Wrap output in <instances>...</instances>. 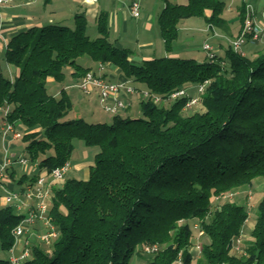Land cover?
<instances>
[{"label": "trees", "instance_id": "obj_1", "mask_svg": "<svg viewBox=\"0 0 264 264\" xmlns=\"http://www.w3.org/2000/svg\"><path fill=\"white\" fill-rule=\"evenodd\" d=\"M226 6L223 0L167 3L158 22L169 55L140 63L112 41L105 11L96 16L95 39L87 35L85 12L74 14L73 27L44 24L9 39L5 58L19 74L12 80L0 73V106L10 105V121L28 129L29 161L51 172L71 160L74 141L97 148L88 179L66 177L52 188L50 217L59 231L52 252L36 244L23 264H130L135 255L145 264H264V198L243 254L233 247L250 218L248 206L215 201L264 178V43L249 35L243 47L258 46L249 52L227 41L205 61L170 56L183 20L202 18L233 38ZM246 17L243 2L235 38ZM100 63L117 67L137 93L162 101L142 98V117L69 119L74 104L66 87L51 93L48 79L64 84L70 70L76 84ZM182 89L187 96L171 99ZM198 96L205 111L184 115ZM23 217L14 206L0 208L2 251L15 245L13 230ZM196 221L208 239L198 256L192 251ZM155 245L157 251L146 252ZM0 264L9 258L0 257Z\"/></svg>", "mask_w": 264, "mask_h": 264}, {"label": "rangeland", "instance_id": "obj_2", "mask_svg": "<svg viewBox=\"0 0 264 264\" xmlns=\"http://www.w3.org/2000/svg\"><path fill=\"white\" fill-rule=\"evenodd\" d=\"M75 1L77 2H81V0H68V7L66 8V10L63 12V14H60L57 12L56 14V8L58 4L55 3H47L45 0H35L34 2H31V4H37L36 5H32V7H26L27 9L33 8V7H44V21L45 24H55V25H66L69 27H73L74 26V15H72L76 9H77V5L75 3ZM140 3H147L145 2V0H139ZM153 1V0H152ZM156 4L160 3V6L163 5V3H188L189 0H155ZM169 1V2H168ZM224 2H226V9H225V13L224 16L227 17V20L229 22H232L234 24V28L237 30L238 27H240V21H239V7L242 5L243 2H247V7L248 6H252L253 10H257V6H255V0H223ZM248 1H252V3H248ZM83 3V1H82ZM141 3V4H142ZM86 4V3H84ZM229 4H233L232 7ZM89 5V4H87ZM94 6L97 7L96 5H89L88 9ZM231 7V8H230ZM116 11L119 13L120 16V29L119 31H116L115 29H111V39L112 41H116V39H120L118 43H123L124 45H128L129 47H131L134 51V53L137 55L140 52V47H139V43L141 42H146L148 39H152L156 45H157V51H156V55L155 57H162L165 56V47L163 46V41H162V37L160 35V30L158 29V25H156V28L152 31V32H147L144 30L143 27V21H144V11L141 14L140 18H135L132 16L131 14V10L129 7V4L127 2V0H119L118 5H116ZM88 20H89V24H88V28H87V35L92 38L95 39L97 37H99V33L97 31V27H96V18L94 17V15L91 13V11L88 12ZM264 16V15H263ZM49 18L52 19V22H49ZM62 18V19H61ZM123 19H125L126 21H123ZM158 22V16L156 15L154 18V23L157 24ZM199 24V25H198ZM191 25H195V28H191ZM197 25V26H196ZM190 27V29H189ZM207 29V31H205L204 29ZM210 26H208V24L205 23L204 19L202 18H190V20H185L184 22L181 21L180 25H179V37L174 41L173 44V48L176 49V51L179 53V57L182 58H193L196 59L197 61H205L207 60L206 55H207V51L204 49V45L208 42L211 44H215L217 43L216 41L218 40V37H220L219 34H222L219 30H210L209 31ZM229 36V35H228ZM138 37L140 38V40H137ZM224 37V36H223ZM236 36H234L233 38H229L230 42L232 43L233 40H235ZM225 41V39H224ZM224 45L227 44V40L226 43H223ZM261 45V43H260ZM263 46V45H262ZM252 47V45H245L243 47V49L247 52H249V48ZM258 46H253V50L257 49ZM79 62L81 64H85L86 60L84 59H80ZM10 63H8L6 61L5 58V52L1 51L0 52V73H2L3 76L9 77L11 76V67H10ZM105 71L110 72V70L106 67ZM67 72V78L64 84L55 81L54 79L50 78L47 81V87L49 89V92L51 93H56L57 91H60L62 89V86H66L69 83L74 82L72 79V75H71V71L70 70H66ZM68 94L70 95L72 102L74 104V109L73 111L70 113L69 115V119L70 118H84L86 121L88 122H97V121H105L108 120L110 121L112 119V116L107 114L103 108L101 107V105L99 107H96L97 105L95 103H93V106L96 107L94 110H90L89 105L87 104V100L85 98V96H92L94 94H97L96 92L91 93V94H84L82 91L78 90V89H68ZM193 94H196V90H192L191 91ZM198 93L195 95L197 96ZM199 98V97H198ZM200 99V98H199ZM132 107H130V111L128 112L132 117H142L143 113H142V106H141V101H142V93H136L134 96H132ZM161 105H164L165 103H160ZM128 109V110H129ZM203 112L205 111L204 106L202 105L201 99L198 101V103L192 107L189 108V110H186L185 112H183L184 115H189L192 114L194 112ZM126 112V111H125ZM124 112V113H125ZM93 115V116H92ZM1 124H2V117L0 115V152L3 153V156L6 152L5 149H3V142H2V135H1ZM22 125V124H21ZM24 127V126H22ZM24 134L25 132H27V128L24 127ZM20 146H24L25 143L22 139V141H19ZM15 142H13L14 144ZM74 145H75V149L73 152V156L74 155H83L84 152L79 149L82 147L86 148V150L90 153V155L88 156V159H92V163H94L95 157H96V153H97V148L96 147H87L82 141H74ZM17 148L15 151H11L12 155H18V153H21L22 148ZM75 157V156H74ZM17 167V166H16ZM85 170H86V174H85ZM82 173L78 174L76 177L79 179H88L89 177V170L90 167H86ZM67 175L73 177V174L67 173ZM52 180V177L48 178V181ZM63 183V181H55V183H52V187H58L60 186V184ZM249 192L252 193L251 197H249ZM32 198V197H31ZM29 199L30 201H32V199ZM264 198V178H257L255 179L253 185L251 186H245L241 189L240 192L236 193L231 199L229 200H234L237 201L239 203L245 204L246 206H248L249 212H250V218L248 220V222L246 223L245 227H244V241L247 240V238H250V234L252 229L254 228L255 225V221H256V217H257V210H258V206L260 204V202L263 200ZM225 200V199H224ZM39 202H36V207L38 206ZM216 203V202H215ZM218 204V203H216ZM40 224V225H44L45 223L42 219H37V221L35 222V224L32 223H27L26 224V228L29 230L33 229L35 225ZM194 227V239L195 242H197V244H199L200 246H202V243L206 242L208 239L207 237L202 233L201 229H200V224L198 221H196L193 225ZM247 233V234H246ZM24 238H21V240H23ZM40 239V238H39ZM42 242V241H41ZM196 244V245H197ZM195 245L194 248H192V251L198 256L200 255L201 252V248H196L197 246ZM43 247V246H42ZM51 248V247H50ZM44 249H46L44 247ZM47 250V249H46ZM49 253L52 252L51 250H47ZM0 257L2 258H7L8 254L7 252L2 251L0 254ZM130 264H145V260L142 257H139L138 255H135L131 261ZM193 264H196V260L193 262Z\"/></svg>", "mask_w": 264, "mask_h": 264}, {"label": "built area", "instance_id": "obj_3", "mask_svg": "<svg viewBox=\"0 0 264 264\" xmlns=\"http://www.w3.org/2000/svg\"><path fill=\"white\" fill-rule=\"evenodd\" d=\"M35 0H29V3ZM84 3L89 5H96L99 0H82ZM15 0H0V24L2 21L3 8L9 4L14 3ZM131 14L135 18H140L142 14V6L139 0H134L129 5ZM264 15V12H263ZM251 35V41H260L264 43V21L258 22L256 20V11L252 9V6L247 7V17L244 28L240 35L232 41V45L235 51L241 50L247 38ZM204 49L207 51L210 58H214V46L211 43H206ZM106 66L103 63L98 64L97 68L89 71L78 83L75 84L84 94H91L96 92L99 100V104L103 110L111 115L115 116L123 114L132 106V96L137 93V90L130 81H112L107 77L105 71ZM205 85L199 87V93H203ZM187 90L182 89L174 92L171 95V99L178 98L180 96H187ZM200 98V96H198ZM198 97L192 98L187 103L186 108H190L198 103L200 100ZM142 98L145 100H154L155 102H161L162 99L149 92H142ZM11 106L5 105L0 106V115L2 117L1 132L2 138L5 143L11 141H19L23 139L24 127L19 122H11L9 119L11 113ZM20 163L21 165H27L31 163L26 156L12 155L6 150L3 161L0 166V192L7 191L6 202L13 205L17 212L28 205V200L33 196L34 189L28 190L27 192H15L8 190L6 187L7 176L6 172L9 170L12 164ZM71 168L70 162L66 163L62 167L56 168L51 172L46 171L42 173L37 179V190L41 198L40 203L37 207L29 212L27 215H23V219L18 226L13 230L15 236V245L10 250L9 264H23L32 257V248L26 241L20 252H16V246L21 238H24L28 229L26 228L27 223L34 224L37 219H42L46 226V231L39 235L40 240L52 246L53 242L58 238L59 231L53 224L50 217V200L52 196V183L55 181H64L68 171ZM52 177V180L47 178ZM238 192H225L215 197L216 202L229 201ZM252 193L249 192V197ZM225 199V200H224ZM203 233V232H202ZM244 233H242L235 241L233 252L236 254L244 253ZM201 248L198 244L196 248ZM158 246L146 247V252L157 251ZM227 264V263H224Z\"/></svg>", "mask_w": 264, "mask_h": 264}, {"label": "crops", "instance_id": "obj_4", "mask_svg": "<svg viewBox=\"0 0 264 264\" xmlns=\"http://www.w3.org/2000/svg\"><path fill=\"white\" fill-rule=\"evenodd\" d=\"M67 1L68 0H48V3L49 4L50 3L51 4L52 3L58 4L57 8L55 9L56 14H57V12L60 14H63V12L68 7ZM132 1H134V0H127L129 5L131 4ZM145 2H147V3L141 2L142 3L141 4L142 12L144 11V15H145L144 21L142 24L144 27V30L150 33L156 28V25H158L157 27L160 30L159 22H157V24H155L154 18L157 15L158 19H159V16H160L163 8L166 6L167 2L163 3V5H161V6H160V3L156 4L155 0H153V1L152 0H145ZM75 3L78 7L72 15H74L77 12H85L86 14H88V12L91 11V13L96 18L97 14H99L101 11H105L109 14L110 31L112 28L115 29L116 31H119V29H120V16H119V13L116 11V5H118L119 0H99V2L96 4L97 7L94 8V6L93 7L90 6L89 9H88L89 5L84 4V2L82 3V0H81V2L75 1ZM170 3H172V2H170ZM248 3L251 4L252 1L251 2L248 1ZM36 4L29 3V0H15L14 3L9 4L7 6H4L2 21L0 24V52L1 51L5 52L6 45L9 41V39L13 35H15L16 33L20 32L22 30L28 29L30 27H34V26L40 27V26L45 24V21H44L45 20L44 19V15H45L44 7L45 6L43 8H42V6L40 8L38 6L30 8V9L26 8V7H32V5H36ZM179 4H184V3H179ZM229 5H231V7H232L233 4H229ZM255 6H257L256 20L258 22H263L264 21V16H263L264 0H255ZM225 18L227 19V17H225ZM188 20H190V19H188ZM123 21H126V20L123 19ZM184 21L185 20H183V22ZM49 22H52L51 18H49ZM205 23H206V21H205ZM240 27H241V25H240ZM240 27H238L236 30L234 28V24L232 23L231 30H232V33L234 34V36H236L239 33ZM191 28H195V25H191ZM189 29H190V27H189ZM204 30L207 31L206 28ZM210 30L211 29L209 28V31ZM160 35H161V31H160ZM219 35H220V37H218V40L216 41L217 43L212 44L214 46V48L216 49L217 53H221L222 52L221 51L222 49L220 48L221 45L223 43H226V40L229 42L230 41L229 38H232V37L226 36L225 34H219ZM224 39H225V41H224ZM119 40L120 39H116V41H115L116 45H118L121 48L130 49L133 52L132 59L134 62L140 63L144 60H150L152 58H155L156 51H157V45L152 39H148L146 42H142V43L140 42L139 43V47L141 50L138 53L140 55H137V56L131 47H129L128 45H124L123 43H118ZM137 40H140V38L138 37ZM162 41H163V46L165 47L164 40L162 39ZM167 55H169V54L165 50V56H167ZM170 56L179 57V53L176 51V49L173 48V51L170 54ZM10 67H11V71H10L11 76H9V78L14 80L19 74V69L13 65H10ZM107 68L110 70V72H108V76H107L109 79H111L112 81H125V78H124L122 72L117 67H114L112 65H108ZM106 73H107V71H106ZM72 79L74 81V78H72ZM65 87L67 90L68 89H78L77 87H75L74 82L67 84ZM59 92L60 91H57L55 94H58ZM85 98L88 101L87 104L89 105V107H90L89 109L91 111L94 110L96 107L100 106L97 94H94L92 96H85ZM93 103H95L97 106L94 107ZM130 109L127 110L124 113V115H130L128 113L130 111ZM105 121H108V120H105ZM1 135H2V132H1ZM19 141H22V140H19ZM19 141H11V142H8V144H7L3 141V138H2L3 149H5L11 153L12 150L15 151L17 148L21 147L20 146L21 142H19ZM13 142H15V143L13 144ZM21 148H22L21 153H18V155H16V156H26L25 155V145L22 146ZM79 149H81L84 152V154L83 155H74L75 157L72 155V158L69 161L71 164V168L68 171V173L73 174V177L66 175L67 178H77L76 176L78 174L82 173L86 169V167H91V165L94 164V163H92V159H88L89 158L88 156L90 155V153L86 150V148L82 147V145H81V148H79ZM5 154H6V152H5ZM3 158H4L3 153L0 152V166H1V162L3 161ZM45 172H46L45 170L39 169L38 164H34V163H29L27 165H21L20 163H14L11 165L9 170L6 172L7 181L5 184H6V187L8 190L24 193V192H27L28 190L34 189L33 196L31 198L32 201L28 200V205L26 207H24L20 211V213L17 212L18 214L27 215L29 212H32V210H34V208L36 207V202H39L41 200V198L39 196V192L37 190L36 181L39 178V176ZM89 173H90V170H89ZM85 174H86V170H85ZM6 195H7V191L3 190L0 192V208L11 205V204H8L6 202ZM11 206H13V205H11ZM45 231H46V226L40 225V224L35 225L33 229L27 231L26 235L24 236V239L18 242V244L16 246V252H20V250L22 249V247L24 246L26 241L29 243L30 247L37 244L39 246H43V248L45 247L47 250H51L52 248H50L51 247L50 245L41 242V240L39 239V235L44 233ZM247 239H250V238H247ZM1 252H2V250L0 249V254H1ZM7 254H8L7 258H9L10 252H8Z\"/></svg>", "mask_w": 264, "mask_h": 264}]
</instances>
